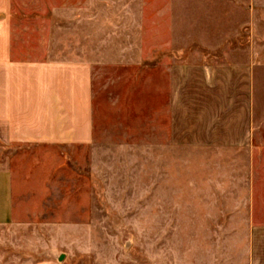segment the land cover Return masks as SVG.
Instances as JSON below:
<instances>
[{
	"label": "crops",
	"instance_id": "0c3cea01",
	"mask_svg": "<svg viewBox=\"0 0 264 264\" xmlns=\"http://www.w3.org/2000/svg\"><path fill=\"white\" fill-rule=\"evenodd\" d=\"M104 67L145 73L146 104L161 114L147 137L160 140H96L94 72ZM22 145L50 155L28 172L11 154ZM263 152L264 0H0V264H67L89 229L59 218L99 217L129 153L144 154L152 213L155 201L192 202L194 216L226 219L233 233V219L253 216ZM249 227L236 232L264 234Z\"/></svg>",
	"mask_w": 264,
	"mask_h": 264
},
{
	"label": "rangeland",
	"instance_id": "374dc122",
	"mask_svg": "<svg viewBox=\"0 0 264 264\" xmlns=\"http://www.w3.org/2000/svg\"><path fill=\"white\" fill-rule=\"evenodd\" d=\"M145 77L137 69H95V137L99 143L144 147L160 140L147 137L152 125L161 128V114L153 115L146 104ZM11 154L27 165L28 172L50 155L28 145L11 149ZM139 154L123 155L130 158L124 164L117 161L114 173L118 175L107 180L105 211L99 217L59 218V222L86 223L89 229L83 238L79 235L80 243L75 244L67 264H246L248 259L264 256L263 246L259 249L257 245L264 242V234L236 232L241 224L250 230L264 226V152L255 155L253 216L233 219V233L226 219L194 216L192 202L178 210L171 200L155 201L152 213L145 201L144 154ZM56 156L65 165L66 155ZM135 156L138 165L132 163ZM86 165L85 153L74 155L73 177L79 192L86 190Z\"/></svg>",
	"mask_w": 264,
	"mask_h": 264
}]
</instances>
